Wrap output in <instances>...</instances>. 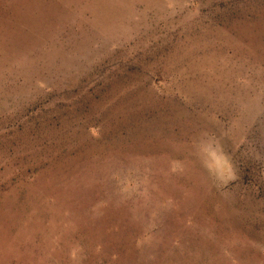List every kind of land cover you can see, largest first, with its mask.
<instances>
[{
	"label": "rangeland",
	"instance_id": "rangeland-1",
	"mask_svg": "<svg viewBox=\"0 0 264 264\" xmlns=\"http://www.w3.org/2000/svg\"><path fill=\"white\" fill-rule=\"evenodd\" d=\"M0 264H264V0H0Z\"/></svg>",
	"mask_w": 264,
	"mask_h": 264
},
{
	"label": "clouds",
	"instance_id": "clouds-1",
	"mask_svg": "<svg viewBox=\"0 0 264 264\" xmlns=\"http://www.w3.org/2000/svg\"><path fill=\"white\" fill-rule=\"evenodd\" d=\"M196 151L216 187H225L239 179L230 156L214 137L202 134L196 143Z\"/></svg>",
	"mask_w": 264,
	"mask_h": 264
}]
</instances>
